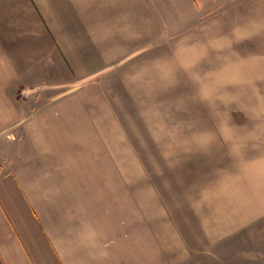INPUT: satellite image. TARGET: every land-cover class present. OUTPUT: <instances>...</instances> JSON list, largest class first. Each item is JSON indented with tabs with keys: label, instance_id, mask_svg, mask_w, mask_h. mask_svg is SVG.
Masks as SVG:
<instances>
[{
	"label": "crops",
	"instance_id": "1",
	"mask_svg": "<svg viewBox=\"0 0 264 264\" xmlns=\"http://www.w3.org/2000/svg\"><path fill=\"white\" fill-rule=\"evenodd\" d=\"M251 2L226 28L261 19L264 43ZM163 25L150 0H0V264H264V146L185 175L171 204L130 138Z\"/></svg>",
	"mask_w": 264,
	"mask_h": 264
},
{
	"label": "rangeland",
	"instance_id": "2",
	"mask_svg": "<svg viewBox=\"0 0 264 264\" xmlns=\"http://www.w3.org/2000/svg\"><path fill=\"white\" fill-rule=\"evenodd\" d=\"M150 1L175 43L160 54L158 103L143 106L142 120L132 109L138 120L127 124L146 170L174 204L185 175L214 178L217 157L240 145L264 146L262 24L241 20L226 28L232 9L245 16L256 0Z\"/></svg>",
	"mask_w": 264,
	"mask_h": 264
}]
</instances>
